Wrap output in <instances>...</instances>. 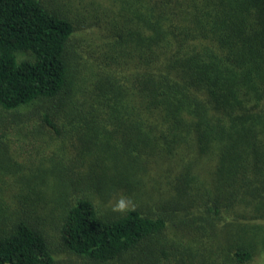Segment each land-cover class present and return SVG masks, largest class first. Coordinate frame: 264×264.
<instances>
[{"label":"trees","instance_id":"1","mask_svg":"<svg viewBox=\"0 0 264 264\" xmlns=\"http://www.w3.org/2000/svg\"><path fill=\"white\" fill-rule=\"evenodd\" d=\"M12 123L96 155L50 159L43 196L33 174L7 182L0 264H53L51 215L64 246L99 264H262L264 0H0V182L19 166ZM168 157L154 210L88 198L133 195Z\"/></svg>","mask_w":264,"mask_h":264},{"label":"rangeland","instance_id":"2","mask_svg":"<svg viewBox=\"0 0 264 264\" xmlns=\"http://www.w3.org/2000/svg\"><path fill=\"white\" fill-rule=\"evenodd\" d=\"M51 4L55 6L57 4V0H50ZM75 2L77 0H74ZM75 4V3H73ZM75 16L77 18H80L79 13L76 11ZM82 33V32H81ZM79 37V36H78ZM77 39V37H76ZM78 45H81L83 49H85V46L90 49L91 44L89 41H81L80 43L77 42ZM85 44V45H84ZM86 57H89V55H84ZM79 62V61H78ZM81 64L84 65L83 60L80 59ZM81 64H79V70H84V67H87V64L81 68ZM91 66L90 64L88 67ZM13 127H6V132L3 136L6 141L9 142V150L13 154L16 162L19 164L18 167H12L10 172H6L4 175V179L0 182V198H4V193H6L7 189H9L10 185H7V182L12 178L17 176L16 172H23L33 174V192H37L41 196L46 195L45 194V187L44 183H48L47 186H50L53 182H56L57 179L51 177L52 172H50V167L52 166L51 163H49L50 159L59 160L60 162L64 164L67 163V159L71 157H75L74 160L77 162V166H80L83 162V160L88 158V160H92V158L96 155L93 150L88 149L86 150V155L83 153H74L71 150V142L69 141V138L62 137V136H50L49 132L46 131L43 127H37L36 133L29 132L32 131V126L27 125L25 128L20 127L16 124H11ZM15 125V126H14ZM72 139V137H70ZM82 145L84 146V149H86L87 145L83 142ZM170 157L166 158L161 164L156 165L154 163H149V173H148V185H140L137 184V187L135 188V193L131 196L126 195L122 193L121 191L116 193H111L110 196L105 198L103 201L101 198V195L98 194V191L89 188L87 190L88 198H91L102 210H111L112 206L116 202L117 199L120 198L121 195L131 198L137 207H140L144 212H150L154 210V207L156 205L157 196L159 195V192L165 197L163 200H168L169 194L163 192L165 190V181L162 184L163 181V175L166 169V165ZM86 163V162H85ZM96 167H99V161H97ZM84 165V163H83ZM86 165V164H85ZM85 165L81 167V171H79L78 178L80 182H84L85 180L90 179V169L88 165ZM94 168V167H90ZM101 173L108 174V171H105L104 169L100 170ZM203 174L206 176L204 170L202 169ZM16 174V175H15ZM89 177V178H88ZM149 178H152L150 180ZM53 180V182H52ZM42 181V182H40ZM45 181V182H43ZM152 183V184H151ZM6 185V186H5ZM85 186H88V183H84ZM58 191L60 190L57 188ZM10 192V190H8ZM47 191V188H46ZM85 191L84 189H81L80 186H77V195H69L67 196V199L70 201L76 197L80 193ZM50 193V192H49ZM10 194H6V196H9ZM33 196V195H32ZM34 197V196H33ZM48 197H46L44 200H46ZM8 202L11 206L17 205L18 197L17 198H11L9 197ZM45 205L48 206L47 209L52 206L50 199L48 198L45 201ZM159 210L162 211L161 207L159 206ZM46 210H42V208L38 209V212L41 214L45 212ZM48 212V211H47ZM52 215L48 216V225L46 226V233L48 234V239L50 242V248L52 250V254L54 257V263L53 264H99L95 263L93 261H90L89 259H86L82 256L76 255L74 252L69 250L64 244L62 243L60 237L58 236L57 229L52 224L51 221ZM264 222V221H263ZM57 230V231H56ZM113 264V263H112Z\"/></svg>","mask_w":264,"mask_h":264},{"label":"clouds","instance_id":"3","mask_svg":"<svg viewBox=\"0 0 264 264\" xmlns=\"http://www.w3.org/2000/svg\"><path fill=\"white\" fill-rule=\"evenodd\" d=\"M137 205L135 202L126 196L121 195L112 206V211L121 215L133 212L136 210ZM262 264H264V257H262Z\"/></svg>","mask_w":264,"mask_h":264}]
</instances>
